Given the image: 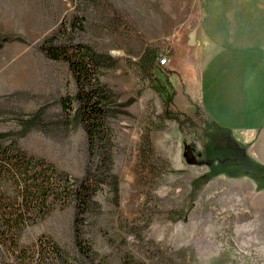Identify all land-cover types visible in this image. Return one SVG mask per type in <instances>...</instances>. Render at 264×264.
<instances>
[{
	"label": "rangeland",
	"instance_id": "374dc122",
	"mask_svg": "<svg viewBox=\"0 0 264 264\" xmlns=\"http://www.w3.org/2000/svg\"><path fill=\"white\" fill-rule=\"evenodd\" d=\"M171 1L181 0H0L2 146L53 163L72 188L88 170L76 80L41 50L56 35L86 45L100 66L114 154L84 227L93 257L75 243V196H50L16 236L0 234V264H264V167L225 147L230 135L194 88L175 101L170 35L155 36ZM8 192L5 205L17 197Z\"/></svg>",
	"mask_w": 264,
	"mask_h": 264
},
{
	"label": "crops",
	"instance_id": "0c3cea01",
	"mask_svg": "<svg viewBox=\"0 0 264 264\" xmlns=\"http://www.w3.org/2000/svg\"><path fill=\"white\" fill-rule=\"evenodd\" d=\"M193 1L196 19L188 17ZM167 15L155 36L170 35L171 75L180 83L176 90L170 80L175 101L194 88L207 119L247 145L250 161L264 167V0L171 1Z\"/></svg>",
	"mask_w": 264,
	"mask_h": 264
},
{
	"label": "trees",
	"instance_id": "16d2710c",
	"mask_svg": "<svg viewBox=\"0 0 264 264\" xmlns=\"http://www.w3.org/2000/svg\"><path fill=\"white\" fill-rule=\"evenodd\" d=\"M57 39L56 35L46 39L41 44V50L51 59L67 61L76 80L75 94L79 102L80 119L88 137L90 165L79 183L72 188L69 177L59 173L53 163L15 148L13 144L3 147L0 142V234L16 236L25 223L36 220V211L44 209L50 196L62 201L75 196V243L77 249L90 258L95 251L84 236L86 219L98 206L95 197L103 184L108 182L114 165L113 136L104 104L109 93L106 84L99 78L100 66L86 45L75 41L57 42ZM62 106L68 108L64 98ZM229 139L230 145L225 144V147L233 149L238 158L250 160L247 145H240L232 136ZM94 163H97L96 166ZM11 190L17 197L5 205L2 202L3 195ZM52 248L53 252L62 255L56 243Z\"/></svg>",
	"mask_w": 264,
	"mask_h": 264
},
{
	"label": "built area",
	"instance_id": "2783aa9c",
	"mask_svg": "<svg viewBox=\"0 0 264 264\" xmlns=\"http://www.w3.org/2000/svg\"><path fill=\"white\" fill-rule=\"evenodd\" d=\"M167 58L166 57H163V58H161V59H159V63H161L162 65H167L168 63H167Z\"/></svg>",
	"mask_w": 264,
	"mask_h": 264
},
{
	"label": "water",
	"instance_id": "95a60500",
	"mask_svg": "<svg viewBox=\"0 0 264 264\" xmlns=\"http://www.w3.org/2000/svg\"><path fill=\"white\" fill-rule=\"evenodd\" d=\"M195 32L194 31H192L190 34V39H191V42H190V44H193L194 43V39H195V34H194Z\"/></svg>",
	"mask_w": 264,
	"mask_h": 264
}]
</instances>
